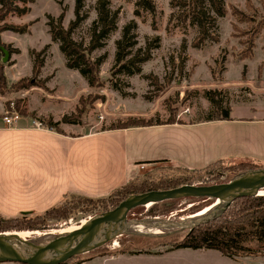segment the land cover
Returning a JSON list of instances; mask_svg holds the SVG:
<instances>
[{
	"label": "rangeland",
	"instance_id": "374dc122",
	"mask_svg": "<svg viewBox=\"0 0 264 264\" xmlns=\"http://www.w3.org/2000/svg\"><path fill=\"white\" fill-rule=\"evenodd\" d=\"M108 1V7L118 12L117 29L104 40L103 47L90 54L92 60L99 56L104 57L98 72L102 84L100 86H89L78 70L69 72L65 68L64 55L56 44L50 42L48 20L57 19L64 10L62 23L66 28L69 21L74 19V0L16 2L19 7L27 8V12L22 15L9 13L0 20V45L2 50H10L5 62L2 61L4 55L0 50V64L4 65L7 71L11 69L15 72L17 69V75L12 76L15 77L14 81L20 78H26L27 81L33 79L45 85L46 89H42V95L46 96L45 94H49L47 92H52L53 99L50 102L61 103L52 106L65 109L64 116L68 117L67 122H64L66 124L60 125L59 129H74L78 133L91 132L110 129L134 118H142L153 124L172 120L202 121L214 115L213 106L206 93L208 90L218 92L216 97L221 99L224 108L232 102H264V0H225L226 13L217 18V26L211 32L217 38L207 39L200 45H196L197 27L189 22L182 24L177 19L179 9L171 6V0H154V13L140 10L136 5L137 0ZM97 5L98 0H84L82 14H85L86 18L72 35L76 41L88 44L93 23L97 19ZM136 9H139L138 15L135 14ZM132 22L135 24L132 33L136 34L137 40L132 53L140 49L141 54H145L149 46L151 56L140 65V73L130 75L119 72V65L116 63V41L122 37L123 28ZM6 25L26 29L24 33L1 30ZM46 44H49V48L44 53V64L41 67H44L43 73L39 71L37 75L33 74L32 51H40ZM7 76L9 82L5 75L9 87L5 89L9 90L10 85L15 82H11L10 73ZM30 84H19L9 95L0 93V96L4 97L5 106L14 107L17 111L24 110L28 94L29 98H32L31 102L37 104L40 97L37 88L41 87L38 84ZM51 85L54 89L50 91ZM60 85L63 89L58 90ZM60 91L61 95L58 97L56 92ZM48 104L46 99L43 106ZM48 118H38L37 122L45 124ZM72 120L78 122L74 123ZM53 123L55 126L58 124ZM68 123L78 126L72 128ZM224 163V166H218L199 179H190L185 174H180L175 167L168 165L147 167L141 176L155 170L158 173L154 179L163 185L167 183L174 186L180 182L188 184L186 177L191 180L189 184H214L227 182L251 166L239 161ZM120 199L121 196H114L109 200L94 201L91 204L68 200L64 203L65 200L63 203L69 207L65 218L53 220L47 216L46 219H35L27 224L12 223L11 225L15 226H12L11 230L31 226L34 231L39 230L44 234L31 235L26 239L34 243H45L58 235L57 231L81 225L88 217L113 209ZM210 202L206 204L200 199H176L173 203L157 205L154 212H149L148 206L135 207L128 213L127 221H142L143 224H128L122 236L115 237L103 246L106 252L77 263L264 264V254L230 258L212 249L171 248L183 238L188 230L187 225H191L192 221H189L188 217ZM239 205L237 203L235 208ZM157 229L159 233L155 232ZM116 250L119 253L114 254ZM131 250L143 253L138 252L131 256L120 253Z\"/></svg>",
	"mask_w": 264,
	"mask_h": 264
},
{
	"label": "crops",
	"instance_id": "0c3cea01",
	"mask_svg": "<svg viewBox=\"0 0 264 264\" xmlns=\"http://www.w3.org/2000/svg\"><path fill=\"white\" fill-rule=\"evenodd\" d=\"M50 42L59 50L57 43L51 39ZM65 68L75 72L66 65ZM43 70L44 67L40 73ZM8 73L13 83L12 76L18 71H7L4 67L9 82ZM50 88V91L54 89ZM60 89H63L61 85ZM37 90L38 103L31 102L28 94L23 114L11 126L2 120L7 107L0 96V215L3 217L42 213L66 194L105 197L154 165L189 171L219 160L264 165V102H232L228 119L78 133L74 129H59L66 124L61 121L65 109L52 106L61 104L50 102L52 92L44 96L42 89ZM60 93L56 92L58 97ZM46 99L49 104L43 106ZM42 117L58 124L53 128L45 124L36 127L33 121ZM68 124L72 128L78 126Z\"/></svg>",
	"mask_w": 264,
	"mask_h": 264
},
{
	"label": "trees",
	"instance_id": "16d2710c",
	"mask_svg": "<svg viewBox=\"0 0 264 264\" xmlns=\"http://www.w3.org/2000/svg\"><path fill=\"white\" fill-rule=\"evenodd\" d=\"M26 1L27 0H0V20L9 13L16 12L19 15L25 14L28 9L24 7L21 8L15 3ZM83 3L84 0H74V19L69 21L66 28L62 23L64 19V10L61 11L57 19L50 18L47 22V25L49 26L48 31L51 41L58 44L59 50L64 55L66 59V67L69 69L78 70L79 73L85 77L89 86H100L102 84L98 72L104 57L99 56L96 59L92 60L90 54L94 50L103 47L104 40L109 36L110 33L117 29L116 23L118 12L116 10L112 11L108 7V0H98L97 19L92 26L91 38L88 44H85L83 41H76L72 37L76 28H78L86 18V15L82 14ZM136 5L140 10H147L151 13L155 12L154 0H137ZM171 6L179 9L177 19H179L182 24H186L187 22H189L190 24H193L197 27L198 35L196 38V45L203 44L207 39L217 38L211 32L217 26V18L223 17L226 13L225 0H171ZM139 9L135 10L136 15L139 14ZM134 26L135 24L133 22L127 24L123 28L122 37L116 41V63L117 65H119V72L127 73L130 75L134 73H140V65L149 60L151 56V47L149 46H147L145 54H141L140 49H136L135 52L132 53V48L137 44L136 34L132 33V29ZM25 29V27L20 28L16 26L6 25L1 30H12L15 32L24 33ZM47 48L48 44H46L40 51H32V54L34 56L33 74L37 75L41 67L43 66L44 53ZM0 50L3 52L1 45ZM7 51L10 52V50ZM24 82L31 83L32 85L38 84L40 85L41 89H46L43 83L40 84L37 81L35 82L33 79L27 81L26 78H20L14 84L10 85L11 88L9 90H6L5 88L7 87V82L4 74V65L0 64L1 95L2 93H4L5 95H9L15 90L16 86H18L19 84H23ZM21 87H24V85H21ZM206 93L213 106L212 111L214 115H210L204 120L228 119L229 106L225 108L222 107L221 99L219 97H216L218 95V92L208 90L206 91ZM18 111L20 114H23L24 112L22 109H18ZM71 117L74 118L73 115H71ZM67 120L68 117L63 116L62 122H67ZM72 122L77 123L78 121L72 120ZM174 122L177 121L172 120L165 123ZM54 124L55 123H53L51 119H48V122L45 123V126L53 128L55 127ZM150 125H153V123L144 121L142 118H134L132 120L128 119L126 123L123 122L119 125L112 126L110 129ZM224 162L226 161L219 160L204 168L194 169L191 171L178 167L175 169L180 171V174H185L190 179H192L193 177L195 179H199L206 173H210L212 170L216 169L218 166H224ZM239 162H245L251 165L248 166V168L242 170L243 172L264 167V165L255 163L253 161ZM157 173L158 172L154 170L153 172H148L141 177L138 176L130 180L126 184L115 188L110 192L109 195L105 197L92 198L77 194H66L56 205L46 209L42 213H23L17 217H3L0 215V223L5 224L4 226L0 225V229H5L0 230V233H15L20 238L21 236L27 238L31 235H42L44 234V232H41L39 230L34 231V228L28 225L25 226L24 229L11 230L12 226H15L11 224L18 222L21 224H27L28 222L35 219H46L45 217L47 216L48 219L53 220L61 219L63 217L65 218V215L69 210V207L64 204L67 202V200L68 202L91 204L94 203V201L102 202L107 199L109 200L114 196H121L120 201H122L131 194H140L151 190H166L185 185V182H180L179 184H175L174 186H169L167 185V183H165L164 185L162 183H158V181L154 179V176ZM188 177H186L185 181L187 180L186 183L189 184L191 180L188 179ZM182 199H200L204 200V203L206 204L212 201L208 205L214 203V199H208L205 197ZM175 200L176 199L154 203L149 207V212H154L155 207H157V205L159 204H164L165 202L173 203L175 202ZM237 203H239L240 205L235 208V205ZM208 205L203 206L195 212H198ZM193 213L191 215H193ZM123 234L124 233H122L121 236ZM104 245L89 252L76 255L63 264H78L77 262L89 260L98 254L106 252L103 250ZM171 248L212 249L217 250L222 255L230 258L264 254V195L242 197L234 200L225 210L217 212L211 219L192 228H188L186 233L183 235V238L178 240L177 243ZM117 253L119 252L116 250L114 254ZM120 253H127L129 255H132L136 253H143V251L131 250Z\"/></svg>",
	"mask_w": 264,
	"mask_h": 264
},
{
	"label": "water",
	"instance_id": "95a60500",
	"mask_svg": "<svg viewBox=\"0 0 264 264\" xmlns=\"http://www.w3.org/2000/svg\"><path fill=\"white\" fill-rule=\"evenodd\" d=\"M3 62L8 51L3 49ZM264 190V167L252 169L236 175L228 182L214 184H185L166 190H151L140 194H131L120 201L111 210L88 217L79 228L55 235L45 243H34L22 239L15 233H0V262H18L20 264H63L72 257L89 252L121 235L130 223L128 213L138 206H146L166 200L205 197L218 201L207 213L199 217L188 218L192 228L211 219L217 212L225 210L234 200L242 197H254ZM182 225V224H180ZM155 227V226H154Z\"/></svg>",
	"mask_w": 264,
	"mask_h": 264
},
{
	"label": "built area",
	"instance_id": "2783aa9c",
	"mask_svg": "<svg viewBox=\"0 0 264 264\" xmlns=\"http://www.w3.org/2000/svg\"><path fill=\"white\" fill-rule=\"evenodd\" d=\"M20 118V113L14 108H7L2 116V120L6 125H14L17 120ZM36 127H43L44 125L40 122L33 121Z\"/></svg>",
	"mask_w": 264,
	"mask_h": 264
},
{
	"label": "bare ground",
	"instance_id": "6f19581e",
	"mask_svg": "<svg viewBox=\"0 0 264 264\" xmlns=\"http://www.w3.org/2000/svg\"><path fill=\"white\" fill-rule=\"evenodd\" d=\"M260 195H264V190H261L260 191V193H259ZM218 204V201H216V202H214L213 204H211V205H208V206H206V207H208V208H206V207H204L203 209H201V210H199L198 212H196V213H194L193 215H191V216H189L188 218H191V217H193V218H195V217H199V216H201V215H203V214H205V213H207L214 205H217ZM152 204L151 203H148L146 206H148V207H150ZM206 208V209H205ZM79 226L80 225H78V226H71L70 228H68V229H64V230H61V231H57L59 234H63V233H67V232H70V231H72V230H74V229H77V228H79ZM54 232H56V231H54ZM156 233H159V230L157 229L156 231H155ZM5 233H9V232H5ZM53 233V232H52ZM43 235V234H42ZM21 238L22 239H26V237H24V236H21Z\"/></svg>",
	"mask_w": 264,
	"mask_h": 264
}]
</instances>
